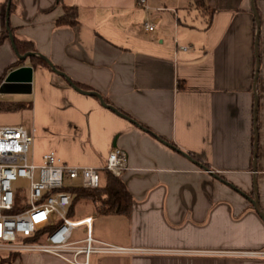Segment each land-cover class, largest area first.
Instances as JSON below:
<instances>
[{"label": "crops", "instance_id": "crops-1", "mask_svg": "<svg viewBox=\"0 0 264 264\" xmlns=\"http://www.w3.org/2000/svg\"><path fill=\"white\" fill-rule=\"evenodd\" d=\"M204 2L0 0V86L31 69L30 87L15 82L1 102L28 105L39 159L53 151L103 174L113 148L127 154L130 214L86 216L99 239L153 252L89 264H264L237 255L264 250V0ZM64 6L77 9L75 25L58 24ZM15 41L34 54L20 59Z\"/></svg>", "mask_w": 264, "mask_h": 264}, {"label": "built area", "instance_id": "built-area-1", "mask_svg": "<svg viewBox=\"0 0 264 264\" xmlns=\"http://www.w3.org/2000/svg\"><path fill=\"white\" fill-rule=\"evenodd\" d=\"M137 4L148 8L147 0H137ZM145 27L150 32L155 30L152 23ZM33 142V134L23 125L0 126V253H43L68 264H89L92 256L153 252L99 239L92 215L71 217L72 196L66 189L72 185L98 188L102 184L101 172L62 163L53 151L43 155L41 164L30 162ZM126 168V152L113 148L104 169L120 177ZM22 179L29 182L25 199L16 186ZM80 228L84 233L78 239L75 232ZM237 255L264 258V250Z\"/></svg>", "mask_w": 264, "mask_h": 264}, {"label": "trees", "instance_id": "trees-1", "mask_svg": "<svg viewBox=\"0 0 264 264\" xmlns=\"http://www.w3.org/2000/svg\"><path fill=\"white\" fill-rule=\"evenodd\" d=\"M194 4L201 9L206 8L204 0H193ZM78 22V12L75 7L64 6V15L58 20L59 25L73 26ZM4 38H7L5 32L0 38V44ZM16 48L20 54H27L34 52L33 44L30 42L15 41ZM39 62L45 63L42 59ZM28 107L25 103H9L0 102V111L23 110ZM105 182L100 187L94 189H86L78 185H72L66 190L72 196V204L70 209V216L74 217L75 203L79 201H89L94 204L96 211L100 214H115L128 216L131 211L132 196L127 190L125 182L121 177L115 176L109 171H104ZM20 199V198H19ZM10 264L11 258H3Z\"/></svg>", "mask_w": 264, "mask_h": 264}, {"label": "rangeland", "instance_id": "rangeland-1", "mask_svg": "<svg viewBox=\"0 0 264 264\" xmlns=\"http://www.w3.org/2000/svg\"><path fill=\"white\" fill-rule=\"evenodd\" d=\"M3 95L0 94V102L2 101L1 97ZM17 96H13V98H15ZM23 99V98H21ZM9 103H13V102H9ZM29 116L27 113H22L20 110H10V111H0V126H11V125H24L27 126V120H28ZM39 152H37L36 150L33 149V146L31 148L30 154H29V160L34 161L36 164H41L43 161V157H41L39 159ZM106 171V170H105ZM38 171L36 173V179H38ZM105 172L103 174H101V183L105 182V178H104ZM16 186L18 188L21 189L22 191V195L21 198L25 199L26 198V192L25 190L27 189V187L29 186V182L27 180H19L16 183ZM75 212L77 211V214L81 215V216H86L92 213V211L94 212V210H96V207L94 206L93 203L89 202V201H79L77 203H75ZM75 216V214H74ZM3 255H5V253H0V257H2ZM3 258L0 259V264H7V261L2 260Z\"/></svg>", "mask_w": 264, "mask_h": 264}, {"label": "water", "instance_id": "water-1", "mask_svg": "<svg viewBox=\"0 0 264 264\" xmlns=\"http://www.w3.org/2000/svg\"><path fill=\"white\" fill-rule=\"evenodd\" d=\"M257 41H258V37H257ZM16 49V48H15ZM16 52H17V49H16ZM18 53V52H17ZM34 53H28V54H25L23 56L19 55V58L20 59H26L27 57L33 55ZM25 72H31V69L30 68H21V69H18L16 71H13L11 72L5 79V81L2 83V85L0 86V93H8L9 91L13 90L15 88V82H23V86H26V88H29L30 87V82H31V76H29L28 78H23L21 77L22 76V73H25ZM256 209L257 211L261 214V216L263 217L264 219V215L262 214L259 206L256 204Z\"/></svg>", "mask_w": 264, "mask_h": 264}]
</instances>
